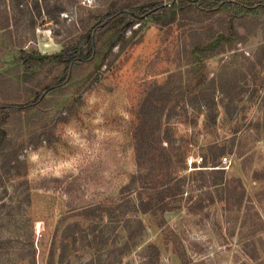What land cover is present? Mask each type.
Returning a JSON list of instances; mask_svg holds the SVG:
<instances>
[{
    "label": "rangeland",
    "instance_id": "rangeland-1",
    "mask_svg": "<svg viewBox=\"0 0 264 264\" xmlns=\"http://www.w3.org/2000/svg\"><path fill=\"white\" fill-rule=\"evenodd\" d=\"M169 2L0 0V264H264V0ZM150 133L187 159L164 214Z\"/></svg>",
    "mask_w": 264,
    "mask_h": 264
},
{
    "label": "trees",
    "instance_id": "trees-1",
    "mask_svg": "<svg viewBox=\"0 0 264 264\" xmlns=\"http://www.w3.org/2000/svg\"><path fill=\"white\" fill-rule=\"evenodd\" d=\"M171 3L172 0H169ZM175 5H172L170 8H167L166 5L163 3L158 5H153L151 10H148V13H154V12H160L162 10L169 11L170 9L174 8ZM147 13V14H148ZM121 14H128L133 20H137L138 13L134 12L131 5L129 3H126L124 5H121L120 8L116 9L115 7L112 8L111 14L107 17V20L104 21L106 24L107 22L112 21L117 16H120ZM116 46V44L114 45ZM93 47V46H92ZM70 53L73 52H67L64 53L66 56L70 55ZM92 53H94V47L92 50ZM75 59L71 60L74 61ZM48 89V88H47ZM158 108V106H157ZM162 103H159V114L161 116L162 110H163ZM0 109L4 110H17L19 108L15 106H2ZM151 135H148L146 138L149 144V148L145 153V162L148 164L149 170L147 172L140 174V180H141V193H147L149 196L148 201L144 203V208L153 213L156 214L159 213H166L176 210L179 207H176L175 204L179 202L180 200H183L185 189V180H183L180 176L175 175L179 169L183 168L182 166L184 164H187V159L185 157V154L180 148H172L170 150L168 146H172L173 142L168 139V137L162 138L157 133H150ZM137 139H139L141 142L144 140V135L142 134L137 135ZM146 136V135H145ZM140 142V143H141ZM138 153H140L141 150L138 148ZM222 155V150L218 149L217 151L212 153V161H219L220 157ZM176 158V160H173V158ZM204 160V158H203ZM206 167V166H203ZM219 167L218 165L212 166L211 170H206L203 175V182H206L209 180V177H214L215 175H224V170L217 169ZM238 187L240 190L238 191H228L229 195V202L230 200H234V208L236 209H242L244 205V198H245V191L243 189V183L241 180L238 181ZM191 198L190 196H188ZM151 199V200H150Z\"/></svg>",
    "mask_w": 264,
    "mask_h": 264
},
{
    "label": "built area",
    "instance_id": "built-area-1",
    "mask_svg": "<svg viewBox=\"0 0 264 264\" xmlns=\"http://www.w3.org/2000/svg\"><path fill=\"white\" fill-rule=\"evenodd\" d=\"M203 162H204L203 157H201L199 159L190 158L188 160V165L190 167H192L193 164H202ZM227 162H228V158L227 157H224L222 163L226 164Z\"/></svg>",
    "mask_w": 264,
    "mask_h": 264
},
{
    "label": "water",
    "instance_id": "water-1",
    "mask_svg": "<svg viewBox=\"0 0 264 264\" xmlns=\"http://www.w3.org/2000/svg\"><path fill=\"white\" fill-rule=\"evenodd\" d=\"M44 57H45L44 55L36 56L37 59H42Z\"/></svg>",
    "mask_w": 264,
    "mask_h": 264
}]
</instances>
